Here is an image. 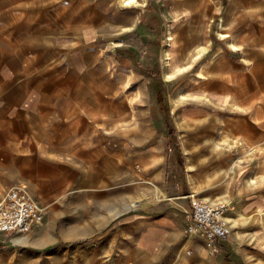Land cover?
Returning a JSON list of instances; mask_svg holds the SVG:
<instances>
[{"label":"crops","instance_id":"obj_1","mask_svg":"<svg viewBox=\"0 0 264 264\" xmlns=\"http://www.w3.org/2000/svg\"><path fill=\"white\" fill-rule=\"evenodd\" d=\"M63 1L48 11L50 7L37 0H0V38L3 35L12 45L1 50L0 39V201L12 189H21L45 211L44 225L29 233L0 234L21 239L12 240L9 249L0 242V264H162L167 246L185 231V222L167 210L148 209L135 219V234L128 227L130 219L123 215L121 230L114 234L111 205L108 214L88 215L86 210L97 205L98 197L106 198L108 188L111 202V185L101 181L110 177L107 174L114 161L125 168L142 167L149 178L159 179L166 198L170 197L162 161L167 160L162 150L169 134L164 126L169 125L167 119L165 125L160 124L161 114H152L154 105L159 112H166L168 106L172 114L167 110L168 119L180 122L183 130L191 127L195 133H211L217 126V140L207 139L208 146L200 153L192 151L194 143L189 137L183 141L190 150L189 160L215 159L200 169H186L188 176L193 175L194 189L228 202L231 225L251 217L252 211L264 213V167L260 165L264 161V0H231L227 6L226 0H148L136 8L143 11V19L131 31L138 44L122 46L121 57L131 65L130 70L162 82L161 67L152 52L160 44L157 37L165 28L164 15L169 14L177 35L170 45L172 59L169 67L165 65L164 76L178 101L185 102L171 108L168 99L165 107L154 99L150 103L154 92L148 93L151 116L147 122L142 119L144 102H125L122 84L128 75L119 84L108 79L104 69L97 68L94 53L88 51L92 45L74 39L68 47L69 42L58 37L51 40L33 34L36 28L44 34L52 22L78 33L72 28L78 27L77 22L65 11L73 12L81 25H88L79 11L90 10L78 9L72 0ZM217 25L222 31L218 35H228L225 40L210 33V27ZM232 43L238 51L230 47ZM206 45L208 52L196 59L198 49ZM167 72L172 77H166ZM113 82L120 88L115 97L103 89L105 83ZM158 89L167 94L164 84ZM117 101L121 108L114 104ZM114 107H126L128 112L117 124L112 122ZM230 126L235 132L231 140L243 148L211 146L225 144L220 133ZM149 141L153 144L147 154L143 151ZM235 152L237 158L249 162H236ZM114 236L119 238L113 240ZM129 236L137 240L134 254L129 252ZM186 236L183 251L190 264H243L240 256H252L236 247L230 251L229 241L207 249L201 239ZM93 239L103 243L90 244L89 262L83 263L74 255L86 248L68 247L69 242H64ZM189 249L192 255L187 254ZM114 251L120 257L115 263L108 260Z\"/></svg>","mask_w":264,"mask_h":264},{"label":"rangeland","instance_id":"obj_2","mask_svg":"<svg viewBox=\"0 0 264 264\" xmlns=\"http://www.w3.org/2000/svg\"><path fill=\"white\" fill-rule=\"evenodd\" d=\"M121 1V2H120ZM139 1L138 4H129L124 5L122 0H72L71 2L75 3V5L78 7V9H88L90 11H79L80 14H82L86 21L88 22V25L84 26L81 25V20L77 18L74 15L73 12L65 11V13L69 14L70 18L74 21V23L77 22V26H72V28L77 29V32H72L71 30H67V27L64 28V30L61 28L60 23H53L52 25H48L47 28H44L45 33H43V30L40 29H33L34 35H40V37H49L51 40L58 37V39L63 40L67 43L66 45L70 47L73 42L75 43L76 39H79L82 43L86 45H92L88 46V51L93 52L95 55V59L97 60V68H103L104 72L107 74L106 77L112 81H117L119 84L122 81V78L125 75H128L126 81H123V93H127L126 95V103H138V102H144L145 111H141L142 119L147 122L149 120V117L151 116L149 111L147 110V107L149 106L148 101V93L153 94L150 98V103L154 100L162 105V103L165 105L169 101V105L171 108H175V105L178 103H185L182 101H178L175 91H173L172 86H169L168 80L164 76L165 71V65L167 67L170 66V60L171 54H170V45L174 44L175 42V36L177 35V29L174 25V19L172 17L164 15L165 19V28L163 32L157 37V41L159 46H156L155 49L156 52H152L153 56H156V63L160 65L163 80L162 82H158L157 80L148 79L147 77H142L139 75L137 70H130L131 65L125 61L124 58L121 57L120 48L122 46H128V45H137V39L134 38L133 33H131L132 30L135 29V25L140 21V19H143L142 14L143 11H135L136 8L144 7L145 4H147L148 0H137ZM63 0H37V3H43V5L49 6L50 8L48 11H54L53 5L54 3L57 4H63ZM150 2V1H149ZM231 2V0H226L225 5H229L228 3ZM66 4V3H65ZM63 5L62 7L68 8L69 5ZM10 5H14L13 3ZM9 5V6H10ZM19 4H17L18 6ZM39 6V5H38ZM139 15V16H138ZM140 17V18H139ZM139 18V19H138ZM86 22V23H87ZM221 28V25L211 26L210 27V33L215 36L217 39H220L218 35V31ZM43 29V28H42ZM61 30V32H60ZM63 30V31H62ZM76 33V34H75ZM46 34V35H45ZM174 36V40L170 41L169 36ZM1 50L9 49L6 38L1 35ZM75 39V41H74ZM9 40V38H7ZM157 43V44H158ZM12 46V45H11ZM231 47V45H230ZM232 48V47H231ZM234 50V49H233ZM208 52V51H207ZM206 52V53H207ZM168 55V56H167ZM197 59V58H196ZM166 77L170 78L172 77L169 72H167ZM166 83V84H165ZM165 85V91L166 95L164 96L163 93L160 92L158 89V86ZM167 85V86H166ZM105 89L109 94L112 95V97H115L119 94L120 88H118L116 82L113 83H105L104 85ZM121 88V89H123ZM144 90L145 94L142 95V91ZM121 93V92H120ZM154 99V100H152ZM192 99V98H187ZM191 102V101H190ZM119 104L118 108H121V102L114 103ZM166 107V105H165ZM153 111L152 114H161L162 118H160V122L158 120V123L165 125L168 124L169 126H164L165 131H168L167 140L164 141V148L162 150L164 155H167V160L164 161V164L166 166V180L167 183V191L168 194L170 193V197H167L165 188L163 186H160L159 179L154 180V177L149 178V175H146L148 171H145L142 167L136 165L132 166L129 165L127 168H125V164L120 165L118 162H113V165L111 167L110 172L107 174H110V177H107L106 179H102V184L111 185V191H112V198L111 202H109V188L107 189L106 198L98 197L96 199L97 205L94 204L92 206H87L86 210L89 212L88 215L93 214H108L109 205H111V213L113 215V227L112 232L115 234L121 230L122 218H120L121 215H123L125 218H129L130 223L128 224V227H130V232L135 234V219L146 214L148 209L150 211L154 212H163L166 211L174 215L179 221L185 222V231L183 234H177L178 236L174 239V242L167 246L166 255L162 261V264H190L189 261H187V256L185 255L183 250L185 240L187 238V229L189 224V209H190V196L191 195H197L204 200L212 203H218L228 202L224 200H215L214 198H210L206 193L201 192L199 190L194 189V185L191 184L190 178L193 176L192 174H189V176L186 173V169H189V163L191 162L193 166L196 167V169H200L201 167H205L209 164L215 163L214 160H196L191 161L188 158V155L186 152H190L188 149V145H186L183 141H186L189 137L190 140L193 141L194 145H192V150L195 152H201L203 147L208 146L207 139H214L217 140L216 135H218L216 127L213 129L215 132L211 133H202L197 132L195 133V128H185L184 130L181 129L180 122L177 124L174 121H172L170 118L168 119L167 115L170 116L171 109L167 106L166 112L160 111L158 108L155 107V105L152 107ZM167 110H169V114L167 113ZM112 122L116 123L118 121H121L122 119L125 120L128 117V112L126 111V107L124 109L113 108L112 113ZM172 117V114H171ZM161 119H167L161 120ZM180 124V126H179ZM172 125V126H171ZM119 129V127L110 133L112 136L115 135V132ZM194 129V130H193ZM186 133V136H184V133ZM205 134V135H204ZM223 136V132H221ZM237 135V134H236ZM235 135V136H236ZM209 136V137H208ZM223 139V138H222ZM224 140V139H223ZM198 141V142H197ZM203 141V142H202ZM237 141V140H236ZM216 143L212 144L211 146L217 147L219 150L221 149H232V148H239L242 147L241 144H238L239 147H229V144L226 143ZM115 143V142H114ZM153 144V141H149L145 143L144 147V153H149L151 145ZM243 148V147H242ZM186 150V151H185ZM258 151V150H257ZM147 153V154H148ZM181 155V156H180ZM234 157H238V152L234 153ZM249 162L244 159H236V162ZM258 161H256L257 163ZM246 163V164H247ZM263 165L264 167V161L260 163V165ZM155 165H158L157 163ZM201 165V166H200ZM146 166V165H145ZM258 166V164H257ZM145 168V167H144ZM259 168V167H258ZM261 170V168H259ZM190 172L192 169H189ZM262 172H264V169L262 168ZM261 176V175H260ZM106 182H105V181ZM101 193H98L100 195ZM104 194V193H103ZM102 194V195H103ZM128 201L126 204L125 202ZM231 203V202H230ZM232 206V205H231ZM230 208V205H229ZM72 210V209H71ZM70 213V212H69ZM128 215V217H126ZM231 225L232 228V234L230 236L229 242L227 244V249H231L233 252L234 247L237 248L238 251L243 253H252V256H248L245 254L244 256H240L243 259V264H248L247 261H252V264H264V213L261 212H253L252 216L247 217L245 216L242 221L240 222H232ZM44 225V224H42ZM252 230V234H250ZM186 232V234H185ZM131 233V235H132ZM133 234V235H134ZM133 236H129V248L130 251H132V254H134L137 250V240L136 238H132ZM20 238V237H17ZM119 238V236H114V239ZM15 240L14 238L11 239V236L0 237V242L5 243L4 248L9 249L13 247L11 243ZM69 242L70 245L68 247H73L78 244L81 248H86L84 251H81L80 253L77 252L74 257H78L80 259V262H89V256H87V253L89 250L90 244L94 243H103L100 239H93V240H84L80 241L79 243H76L74 241H64ZM115 244V243H114ZM3 245V244H0ZM115 246V245H114ZM238 247H240L238 249ZM230 250V251H231ZM132 254H129V258H131ZM171 255V256H170ZM136 257V256H135ZM171 257V260L169 259ZM120 257L115 254V251L113 252V255H111V258L108 259L111 260L113 263L116 261H119ZM77 260V259H76Z\"/></svg>","mask_w":264,"mask_h":264},{"label":"built area","instance_id":"obj_3","mask_svg":"<svg viewBox=\"0 0 264 264\" xmlns=\"http://www.w3.org/2000/svg\"><path fill=\"white\" fill-rule=\"evenodd\" d=\"M187 234L199 238L207 249L219 241H229L232 234L227 203H212L197 195L190 196ZM45 211L28 192L12 189L0 201V234H27L42 226ZM193 254V249L187 251Z\"/></svg>","mask_w":264,"mask_h":264},{"label":"bare ground","instance_id":"obj_4","mask_svg":"<svg viewBox=\"0 0 264 264\" xmlns=\"http://www.w3.org/2000/svg\"><path fill=\"white\" fill-rule=\"evenodd\" d=\"M121 2V1H120ZM122 2H123V4L124 5H129V4H138L139 3V1H137V0H122ZM219 36H220V38L221 39H223V40H225L227 37H228V35L227 34H225V33H219ZM168 40H170V41H173L174 40V36L171 34L170 36H169V39ZM231 47H232V49H234V50H239V47L235 44V43H232L231 44ZM209 46H203V47H200L199 49H198V51H197V55L195 56L196 58H199V57H201L202 55H204L208 50H209ZM168 56V55H167ZM182 69H180V71H181ZM224 85V84H223ZM218 91H219V88H218ZM217 91V92H218ZM225 92V91H224ZM233 94V93H232ZM240 96V95H239ZM225 126V125H224ZM217 127V126H216ZM236 133H238L237 131H236ZM241 133V132H240ZM235 134V132H234V129H233V126H230V127H226V130H225V132L223 133V139L226 141V143L227 144H229V147H237L238 146V141H236V140H231V135H234ZM244 134V133H243ZM189 151L187 152V154L189 155ZM264 157V156H263ZM188 168L189 169H193V165L191 164V162L189 163V166H188ZM264 173V172H263ZM229 223H230V221H229ZM25 238V237H24ZM27 240V239H26ZM15 241H21V239H19V240H15ZM46 241V240H45ZM17 242V243H18ZM25 242V241H24ZM23 243V242H22Z\"/></svg>","mask_w":264,"mask_h":264},{"label":"trees","instance_id":"obj_5","mask_svg":"<svg viewBox=\"0 0 264 264\" xmlns=\"http://www.w3.org/2000/svg\"><path fill=\"white\" fill-rule=\"evenodd\" d=\"M181 156V155H180Z\"/></svg>","mask_w":264,"mask_h":264}]
</instances>
